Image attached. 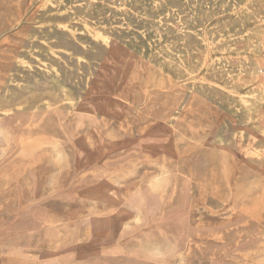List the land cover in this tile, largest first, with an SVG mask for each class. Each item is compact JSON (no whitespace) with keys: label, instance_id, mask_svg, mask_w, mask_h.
<instances>
[{"label":"rangeland","instance_id":"374dc122","mask_svg":"<svg viewBox=\"0 0 264 264\" xmlns=\"http://www.w3.org/2000/svg\"><path fill=\"white\" fill-rule=\"evenodd\" d=\"M79 1L0 0V264L56 226L37 262L100 256L87 217L116 207L87 192L166 178L150 217L117 220L132 255L263 264L264 0Z\"/></svg>","mask_w":264,"mask_h":264},{"label":"bare ground","instance_id":"6f19581e","mask_svg":"<svg viewBox=\"0 0 264 264\" xmlns=\"http://www.w3.org/2000/svg\"><path fill=\"white\" fill-rule=\"evenodd\" d=\"M71 1V0H70ZM79 1V0H78ZM86 1V0H85ZM95 1V0H94ZM130 1V0H129ZM134 1V0H133ZM178 1V0H177ZM193 1V0H192ZM213 1V0H212ZM232 1V0H231ZM230 1V2H231ZM259 1V0H258ZM7 2V1H6ZM64 2V0H63ZM80 2V1H79ZM131 2V1H130ZM143 2V1H141ZM179 2V1H178ZM191 2V0H190ZM201 2V1H200ZM222 2V1H221ZM228 2V1H227ZM233 2V1H232ZM242 2V1H241ZM32 3V2H31ZM106 3V2H105ZM148 3V0H147ZM173 3V2H171ZM177 3V2H176ZM186 3V2H185ZM205 3V2H204ZM211 3V2H210ZM33 4V3H32ZM97 4V3H96ZM101 4V3H100ZM125 4V3H124ZM123 4V6H124ZM162 4V3H161ZM222 4V3H221ZM232 4V3H231ZM242 4V3H241ZM111 5V4H110ZM134 5V4H133ZM150 5V4H149ZM154 5V4H153ZM175 5V4H174ZM181 5V4H180ZM188 5V4H187ZM230 5V4H229ZM50 6V5H49ZM78 6V5H77ZM127 6V5H125ZM184 6V5H183ZM220 6V4H219ZM226 6V5H225ZM13 7V6H12ZM62 7V6H61ZM91 7V6H90ZM115 7V6H114ZM120 7V6H119ZM199 7V6H198ZM201 7V6H200ZM228 7V5H227ZM45 8V7H44ZM92 8V7H91ZM141 8V7H139ZM143 8V7H142ZM181 8V7H180ZM206 8V7H205ZM211 8V7H210ZM43 9V8H42ZM155 9V8H154ZM163 9V8H162ZM197 9V8H196ZM209 9V8H208ZM207 9V10H208ZM222 9V7H221ZM76 10V9H74ZM78 10V9H77ZM191 10V8L189 9ZM248 10V9H247ZM111 11V10H110ZM125 11V10H124ZM174 11V10H173ZM172 11V12H173ZM203 10L201 9V13ZM206 11V10H204ZM210 11V10H209ZM5 12V11H4ZM44 12V11H43ZM132 12V11H131ZM142 12V11H141ZM149 12V11H148ZM176 12V11H175ZM193 12V11H192ZM195 12V11H194ZM241 12V11H240ZM253 12V11H252ZM35 13V12H34ZM122 13V12H121ZM140 13V12H139ZM152 13V12H151ZM160 13V12H159ZM178 13V12H177ZM207 13V12H204ZM248 13V12H247ZM260 13V12H259ZM262 13V12H261ZM141 14V13H140ZM172 14V13H171ZM254 14V13H253ZM9 15V14H8ZM132 15V14H131ZM248 15V14H247ZM44 16V15H43ZM166 16V15H165ZM245 16V15H244ZM258 17V15H256ZM40 17V16H39ZM37 16V18H39ZM131 17V16H130ZM135 17V16H134ZM137 17V16H136ZM188 17V16H187ZM241 17V16H240ZM254 17V16H253ZM262 17V16H261ZM50 18V17H49ZM61 18V17H60ZM64 18V17H63ZM103 18V17H102ZM133 18V17H132ZM138 18V17H137ZM154 18V17H153ZM159 18V17H158ZM164 18V17H163ZM171 18V17H170ZM180 18V17H179ZM183 18V17H181ZM207 18V17H206ZM237 18V17H236ZM243 18V17H242ZM245 18V17H244ZM251 18V17H250ZM264 18V17H263ZM51 19V18H50ZM189 19V18H186ZM191 19V18H190ZM204 19V18H203ZM255 19V18H254ZM63 20V19H62ZM66 20V19H64ZM132 20V19H131ZM135 20H137L135 18ZM152 20V19H151ZM165 20V18L163 19ZM3 21V20H2ZM102 21V20H101ZM161 21V20H160ZM188 21V20H187ZM196 21V20H195ZM199 21V20H198ZM237 21V20H236ZM243 21V20H242ZM260 21V20H259ZM104 22V21H103ZM155 22V21H154ZM190 22V21H189ZM194 22V21H193ZM222 22V21H221ZM227 22V20H226ZM199 23V22H198ZM228 23V22H227ZM241 23V22H239ZM3 24V23H2ZM102 24V23H101ZM153 24V23H152ZM166 24V23H165ZM170 24V23H169ZM238 24V23H237ZM103 25V24H102ZM155 25V23H154ZM168 25V24H167ZM172 25V24H171ZM230 25V24H229ZM228 25V27H229ZM160 26V25H159ZM170 26V25H169ZM175 26V25H174ZM186 26V25H185ZM184 26V27H185ZM188 26V24H187ZM192 26V25H191ZM198 26V25H197ZM224 26V25H223ZM33 27V26H31ZM166 27V26H165ZM180 27V26H179ZM183 27V28H184ZM220 27V26H219ZM218 27V28H219ZM226 27V26H225ZM232 27V26H231ZM242 27V26H241ZM91 28V26H90ZM118 28V27H117ZM188 28V27H187ZM185 28V29H187ZM260 28V27H258ZM182 29V28H181ZM193 29V28H192ZM222 28H219L218 30H221ZM225 29V28H224ZM222 29V31L224 30ZM235 29V28H234ZM29 30V29H27ZM31 30V29H30ZM35 30H37L35 28ZM44 30V29H43ZM103 30V29H102ZM197 30V29H196ZM213 30V29H212ZM231 30V29H230ZM262 30V29H261ZM46 31V30H45ZM117 31V30H116ZM119 31V30H118ZM117 31V32H118ZM153 31V30H152ZM185 31V30H184ZM218 32L217 30H213ZM263 31V30H262ZM29 32V31H28ZM34 32V31H31ZM131 32V31H130ZM183 32V31H182ZM186 32V31H185ZM208 32V30H207ZM211 32V31H210ZM215 32V33H216ZM229 32V30H228ZM259 32V31H258ZM261 32V31H260ZM27 33V32H26ZM35 33V32H34ZM47 33V32H45ZM114 33V32H113ZM187 33V32H186ZM38 34V33H37ZM116 34V33H115ZM219 34V33H218ZM258 34V33H257ZM40 35V34H39ZM51 35V34H50ZM64 35V34H63ZM181 35V33H180ZM233 35V34H232ZM252 35V34H250ZM254 35V34H253ZM188 36V34H187ZM53 37V36H52ZM60 37V36H59ZM117 37V36H116ZM164 37V36H163ZM198 37V36H197ZM245 37V36H244ZM257 37V36H255ZM148 38V37H147ZM146 38V39H147ZM205 38V37H204ZM252 38V36H251ZM83 39V38H82ZM90 39V38H89ZM137 39V38H136ZM166 39V38H165ZM176 39V38H175ZM178 39V38H177ZM176 39V40H177ZM188 39V38H187ZM210 39V38H209ZM247 39V38H246ZM245 39V40H246ZM84 40V39H83ZM122 40V39H121ZM133 40V39H132ZM175 40V41H176ZM180 40V39H179ZM182 40V39H181ZM234 40V39H233ZM88 41V40H87ZM222 41V40H221ZM127 42V41H126ZM146 42V41H145ZM159 42V41H158ZM182 42V41H180ZM243 42V40H242ZM41 43V42H40ZM43 43V42H42ZM94 43V42H93ZM92 43V44H93ZM115 43V42H114ZM152 43V42H150ZM149 43V44H150ZM232 43V42H230ZM238 43V42H236ZM241 43V42H240ZM91 44V45H92ZM129 44V43H128ZM181 44V43H180ZM183 44V43H182ZM205 44V43H203ZM224 44V43H223ZM8 45V44H7ZM154 45V43H153ZM198 45V44H197ZM219 45V44H218ZM241 45V44H240ZM239 45V46H240ZM261 45V44H260ZM263 45V44H262ZM200 46V45H199ZM208 46V45H206ZM221 46V45H220ZM250 46V45H249ZM3 47V46H2ZM29 47V46H27ZM45 47V46H44ZM72 47V46H71ZM131 47V46H130ZM256 47V46H255ZM253 47V48H255ZM13 48V47H12ZM96 48V47H95ZM143 48V47H142ZM215 48V47H214ZM229 48V47H228ZM4 49V48H3ZM81 49V48H80ZM97 49V48H96ZM99 49V48H98ZM101 49V48H100ZM103 49V48H102ZM160 49V48H159ZM194 49V48H193ZM197 49V48H196ZM200 49V48H199ZM234 49V48H233ZM236 49V48H235ZM257 49V48H256ZM135 50V49H134ZM144 50V49H142ZM201 50V49H200ZM101 51V50H100ZM137 51V50H136ZM168 51V50H167ZM226 51V50H225ZM252 51V50H251ZM256 51V50H255ZM82 52V51H81ZM102 52V51H101ZM135 52V51H133ZM147 52V51H146ZM145 52V53H146ZM171 52V51H170ZM149 53V52H148ZM154 53V52H153ZM157 53V52H156ZM168 53V52H167ZM185 53V52H184ZM233 53V52H232ZM244 53V52H243ZM23 54V52H22ZM20 54V55H22ZM92 54V53H91ZM102 54V53H101ZM105 54V53H104ZM102 54V55H104ZM170 54V53H169ZM128 55V54H126ZM144 55V54H142ZM141 55V56H142ZM173 55V54H172ZM249 55V54H248ZM51 56V55H50ZM86 56V55H85ZM97 56V55H96ZM168 56V55H167ZM151 57V56H150ZM170 57V56H169ZM173 57V56H172ZM164 58V57H163ZM38 59V58H37ZM105 59V58H104ZM109 59V58H108ZM181 59V58H180ZM227 59V58H225ZM243 59V58H242ZM241 59V61H242ZM21 60V59H20ZM110 60V59H109ZM166 60V59H165ZM103 61V60H102ZM101 61V62H102ZM130 61V60H129ZM134 61V60H133ZM163 61V60H162ZM155 62H157L155 60ZM173 62V61H172ZM53 63V62H52ZM96 63V62H95ZM164 63V62H163ZM175 63V62H174ZM223 63V62H222ZM233 63V62H232ZM245 63V62H244ZM255 63V62H254ZM6 64V62L4 63ZM14 64V63H13ZM135 64V63H134ZM176 64V63H175ZM174 64V65H175ZM221 64V62H220ZM236 64V63H235ZM126 65V64H125ZM217 65V64H216ZM234 65V64H233ZM245 65V64H244ZM163 66V64H162ZM178 66V65H177ZM180 66V65H179ZM219 66V65H218ZM39 67V66H38ZM144 67V66H143ZM164 67V66H163ZM226 67V66H225ZM8 68V67H7ZM5 67V69H7ZM258 68V66H257ZM37 69V68H36ZM39 69V68H38ZM93 69V68H92ZM102 69V68H101ZM157 69V68H156ZM181 69V68H180ZM241 69V68H240ZM261 69V68H260ZM259 69V72L262 70ZM264 69V68H263ZM4 70V69H3ZM10 70V69H9ZM40 70V69H39ZM159 70V69H158ZM200 70V69H199ZM231 70V69H230ZM229 70V71H230ZM235 70V69H234ZM228 71V72H229ZM246 71V70H245ZM257 71V70H255ZM95 72V71H93ZM104 72V70H103ZM216 72V71H215ZM223 72V71H222ZM235 72V71H234ZM262 72V71H261ZM27 73V72H26ZM25 73V74H26ZM108 73V72H107ZM219 73V72H218ZM233 73V72H232ZM248 73V72H247ZM246 73V74H247ZM254 73V72H253ZM258 73V72H256ZM250 74V73H249ZM214 75V74H213ZM225 75V74H224ZM35 76V75H34ZM37 76V74H36ZM233 76V75H232ZM257 76V75H256ZM18 77V75H17ZM224 77V76H223ZM235 77V76H234ZM233 77V78H234ZM244 79V76H242ZM253 77V76H252ZM19 78V77H18ZM147 78V77H146ZM218 78V77H217ZM222 78V77H221ZM220 78V79H221ZM231 78V79H233ZM236 78V77H235ZM261 78V77H260ZM241 79V78H240ZM242 79V80H243ZM254 79V78H253ZM80 81V80H79ZM209 82V81H208ZM215 83V82H213ZM241 83V82H240ZM243 83V82H242ZM67 85V84H66ZM97 85V84H96ZM184 85V84H183ZM187 85V84H186ZM204 85V84H203ZM54 86V85H53ZM82 86V85H80ZM88 86V85H87ZM90 86V85H89ZM208 86V85H207ZM260 86V85H259ZM52 87V86H51ZM67 87V86H66ZM69 87V86H68ZM129 87V86H128ZM188 87V86H187ZM192 87V86H191ZM194 87V86H193ZM261 87V86H260ZM15 88V87H14ZM55 88V87H54ZM83 88V87H82ZM92 91H93V87L91 85ZM204 88V87H203ZM75 89V88H74ZM77 89V88H76ZM75 89V92H76ZM148 89V88H147ZM202 89V88H201ZM208 89V88H207ZM72 90V89H71ZM181 90V89H180ZM204 90V89H203ZM210 90V89H209ZM261 90V89H260ZM91 91V90H90ZM91 91V92H92ZM196 91V90H195ZM207 91V90H206ZM214 91V90H213ZM201 92V91H199ZM261 92V91H260ZM74 94V93H73ZM200 94V93H199ZM170 95V94H169ZM168 95V96H169ZM197 95V94H196ZM78 96V95H77ZM257 97V96H256ZM259 97V96H258ZM77 99V97H76ZM205 100V99H204ZM247 101V99H245ZM142 101V100H141ZM77 102V101H76ZM83 102V101H82ZM90 102V101H89ZM126 102V101H125ZM202 102V101H201ZM247 103V102H246ZM202 104V103H201ZM153 105V104H152ZM249 105V104H248ZM247 105V106H248ZM251 105L254 104L252 103ZM256 105V104H255ZM159 106V105H158ZM246 106V105H245ZM107 107V106H106ZM118 107V106H117ZM135 107V106H134ZM94 108V107H93ZM108 108V107H107ZM119 108V107H118ZM124 108V107H123ZM250 108V107H248ZM161 109V108H160ZM95 110V109H94ZM249 110V109H248ZM159 111V110H158ZM201 112V111H200ZM203 112V111H202ZM223 112V111H222ZM153 115V114H152ZM206 116V115H205ZM208 116V115H207ZM209 117V116H208ZM219 117V116H218ZM144 118V117H143ZM196 118V117H195ZM211 119V118H210ZM227 119V118H226ZM197 120V119H196ZM200 120V119H199ZM213 120V119H212ZM220 120V119H219ZM229 120V119H228ZM255 120V119H254ZM222 121V120H221ZM220 122V121H219ZM249 123V122H248ZM125 124V123H124ZM208 124V123H207ZM222 124V123H221ZM210 125V124H209ZM101 126V125H100ZM126 126V124H125ZM186 126V125H185ZM251 126V125H250ZM39 127V126H38ZM218 127V126H217ZM186 128V127H185ZM235 128V127H234ZM248 128V127H247ZM229 129V128H228ZM257 129V128H256ZM246 130V128H245ZM215 131V130H214ZM230 131V130H229ZM216 132V131H215ZM232 132V131H231ZM135 136V135H134ZM178 136V135H177ZM228 136V135H227ZM90 137V136H89ZM231 137V136H230ZM90 139V138H89ZM20 143V142H19ZM186 144V143H185ZM179 145V144H178ZM43 147V146H42ZM41 147V148H42ZM228 149V148H227ZM230 151V150H228ZM21 152V151H19ZM25 154V153H24ZM18 155V154H17ZM23 156V155H22ZM55 156V155H54ZM219 156V155H218ZM185 158V157H184ZM190 158V157H189ZM187 159V158H186ZM183 160V159H182ZM185 160V159H184ZM51 162V161H50ZM28 167V165H27ZM250 169V168H249ZM17 172V171H16ZM147 172V171H146ZM246 174V173H245ZM156 175V174H154ZM19 176V175H18ZM8 178V177H7ZM169 178L163 179V180H159L157 181L155 184H153L151 187H146L143 189H137L135 191L134 197L132 199H128V201H125L121 196H115L108 188H95L89 192H87V196L92 200V201H100V202H110L112 204L115 205L116 207V217H105L102 216L100 214H94L91 215L89 217H87L89 219V226L88 231L92 236L94 235H99L102 237L103 241L105 242V244L111 243L113 244L112 246H110V248H108L109 250H101L100 251V256H96V257H81V258H68V259H60L59 258V264H161V262H145L140 260V258H138V256H134L130 253L129 248L124 245L121 241V236L122 234L119 232H121V228H120V223H118V221H131V220H136V221H142L147 219V217H150V215L152 213H154V211L156 210V208L158 207V204L160 203L161 198L163 197L164 193H165V189L167 187V184L169 183L168 180ZM4 182V181H3ZM7 183V182H6ZM9 183V182H8ZM124 184V183H123ZM4 185V184H3ZM6 185V184H5ZM171 185V184H170ZM4 187V186H3ZM175 187V186H174ZM4 189V188H3ZM202 189V188H201ZM1 192V191H0ZM193 196V195H192ZM192 206V205H191ZM245 215V214H244ZM118 220V221H117ZM120 230V231H119ZM64 231L61 232L59 230V226H56L55 228H53L52 230H48L45 231L43 229L39 230L34 236L33 239H31L30 245L28 246L29 248V253H24L23 251L20 253V256L18 257H13V258H9L7 259L4 264H27L29 262L33 263V264H51L49 262H46L44 260H40V261H36L35 257L37 255H41L43 253H45L46 251H50L51 248L54 247L55 243L59 242V252L61 250V243L62 240L60 239V237L63 235ZM66 234V232H65ZM75 245L73 244H69L68 245V249L67 250H72V248H74ZM81 246H83L81 244ZM137 246H140V243H137ZM78 247V246H76ZM84 247V246H83ZM147 247V246H146ZM90 248V247H89ZM151 248V247H150ZM78 249V248H77ZM147 250H151L148 249ZM79 251V250H78ZM260 257V256H259ZM264 264V263H263Z\"/></svg>","mask_w":264,"mask_h":264},{"label":"crops","instance_id":"0c3cea01","mask_svg":"<svg viewBox=\"0 0 264 264\" xmlns=\"http://www.w3.org/2000/svg\"><path fill=\"white\" fill-rule=\"evenodd\" d=\"M60 259H68V258H66V257H64V256H61L60 257V254H59V256H58Z\"/></svg>","mask_w":264,"mask_h":264}]
</instances>
